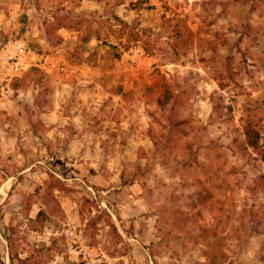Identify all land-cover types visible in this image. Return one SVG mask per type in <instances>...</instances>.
I'll return each mask as SVG.
<instances>
[{
	"label": "rangeland",
	"instance_id": "1",
	"mask_svg": "<svg viewBox=\"0 0 264 264\" xmlns=\"http://www.w3.org/2000/svg\"><path fill=\"white\" fill-rule=\"evenodd\" d=\"M245 128L264 0H0V264H264Z\"/></svg>",
	"mask_w": 264,
	"mask_h": 264
},
{
	"label": "trees",
	"instance_id": "2",
	"mask_svg": "<svg viewBox=\"0 0 264 264\" xmlns=\"http://www.w3.org/2000/svg\"><path fill=\"white\" fill-rule=\"evenodd\" d=\"M170 21V19L165 18L163 15L160 16V23L162 28H167L165 24H167ZM185 33H188V30H186L185 27H181ZM174 29V28H173ZM172 33H178V29L171 30ZM244 137L246 140V144L248 147L252 148L253 150H258L260 153V160L262 163H264V152L261 151V144L259 142V137L249 128L244 129ZM42 213H38L37 216H39Z\"/></svg>",
	"mask_w": 264,
	"mask_h": 264
},
{
	"label": "built area",
	"instance_id": "3",
	"mask_svg": "<svg viewBox=\"0 0 264 264\" xmlns=\"http://www.w3.org/2000/svg\"><path fill=\"white\" fill-rule=\"evenodd\" d=\"M22 50L17 46L13 51H6L3 55V61L5 64V70L7 72H18L23 68V64L21 61Z\"/></svg>",
	"mask_w": 264,
	"mask_h": 264
},
{
	"label": "crops",
	"instance_id": "4",
	"mask_svg": "<svg viewBox=\"0 0 264 264\" xmlns=\"http://www.w3.org/2000/svg\"><path fill=\"white\" fill-rule=\"evenodd\" d=\"M4 55V54H3Z\"/></svg>",
	"mask_w": 264,
	"mask_h": 264
}]
</instances>
